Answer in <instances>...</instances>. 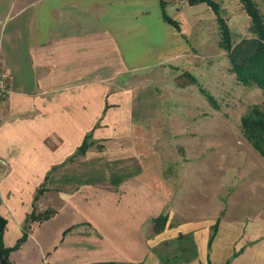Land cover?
Here are the masks:
<instances>
[{
	"label": "crops",
	"instance_id": "obj_1",
	"mask_svg": "<svg viewBox=\"0 0 264 264\" xmlns=\"http://www.w3.org/2000/svg\"><path fill=\"white\" fill-rule=\"evenodd\" d=\"M189 46L182 28L165 22L161 0H0V59L11 85L0 103V241L12 249L23 240L9 264H160L154 248L192 234L191 264H264V239L246 236L234 251L219 227L210 249L219 221L171 226L147 207L151 196L142 210L135 195L94 185L37 197L55 169L130 123L132 76L176 65ZM50 200L60 201L53 211ZM46 212L49 220L32 221ZM149 215L153 230L154 219L169 220L150 239L140 221Z\"/></svg>",
	"mask_w": 264,
	"mask_h": 264
},
{
	"label": "rangeland",
	"instance_id": "obj_2",
	"mask_svg": "<svg viewBox=\"0 0 264 264\" xmlns=\"http://www.w3.org/2000/svg\"><path fill=\"white\" fill-rule=\"evenodd\" d=\"M162 1L168 16L181 24L191 51L176 65L132 76L127 85L130 123L113 125L117 128L113 140L89 142L86 155L51 175L46 188L55 197L94 185L121 197L135 195L139 210L151 196L147 207L151 205L154 215L167 214L171 226L219 221L222 236L236 240L235 251L246 236L264 239V157L241 128L245 115L254 108L264 110V91L237 81L220 47L218 21L209 6ZM214 1L222 7L235 44L254 37L252 20L240 0ZM254 2L264 18L263 0ZM187 71L218 108L198 86L181 87L190 82L183 77ZM44 204L52 205L53 211L60 201ZM152 217L140 220L149 239L154 236ZM227 238L221 246L228 254Z\"/></svg>",
	"mask_w": 264,
	"mask_h": 264
},
{
	"label": "trees",
	"instance_id": "obj_3",
	"mask_svg": "<svg viewBox=\"0 0 264 264\" xmlns=\"http://www.w3.org/2000/svg\"><path fill=\"white\" fill-rule=\"evenodd\" d=\"M185 1H187L190 6L205 4L213 10L216 15V20L218 21L219 34H221L220 47L226 51L229 62H231V71L237 77V81L242 86H256L264 91V18H262L260 9L254 0H240L246 14L252 20L250 31L253 33L254 37L252 39L242 40L239 44L234 43V34L231 31L228 20L223 18L221 5L214 0ZM161 7L163 8L165 22L174 26L180 33V24L168 16L165 3L162 0ZM183 77L188 78L190 82L183 84L181 86L182 88H186V86L189 85L198 86L208 102L218 108L215 99L208 91L201 87L196 77L188 72L184 73ZM241 128L247 141L262 157H264V110L260 107L254 108L249 114L245 115L242 119ZM66 165L67 164H62V166L55 169V171L61 170L62 167ZM49 179L50 177L46 179V185ZM113 180L114 185L119 184L115 179ZM46 185L38 191V199L48 191L46 190ZM52 215V212H46L38 217L36 214H33L31 219L32 221L36 219L47 221ZM153 221L154 232L158 234L164 231L169 220L167 215H163ZM219 225L220 224L217 223L212 228L213 234L209 241L210 249H212L211 246L218 234ZM1 236L2 235H0V239ZM22 242L23 240L15 248L5 249L2 241H0V263L5 261L9 264V253L12 250L18 249ZM154 252L159 257L160 264H191L198 257V247L196 246L193 234L180 235L176 240L166 241L160 247L154 248ZM226 264H231V260Z\"/></svg>",
	"mask_w": 264,
	"mask_h": 264
},
{
	"label": "built area",
	"instance_id": "obj_4",
	"mask_svg": "<svg viewBox=\"0 0 264 264\" xmlns=\"http://www.w3.org/2000/svg\"><path fill=\"white\" fill-rule=\"evenodd\" d=\"M11 93L10 85V74L6 71L2 60L0 59V103L5 100ZM0 165L5 167L7 166L6 161H0Z\"/></svg>",
	"mask_w": 264,
	"mask_h": 264
},
{
	"label": "water",
	"instance_id": "obj_5",
	"mask_svg": "<svg viewBox=\"0 0 264 264\" xmlns=\"http://www.w3.org/2000/svg\"><path fill=\"white\" fill-rule=\"evenodd\" d=\"M86 147H87V145L85 144L83 149H81V152L84 154L86 151ZM5 225H6V223H5L4 219L0 217V234H2L4 232V230L6 228ZM2 264H7V263L5 261H3Z\"/></svg>",
	"mask_w": 264,
	"mask_h": 264
}]
</instances>
